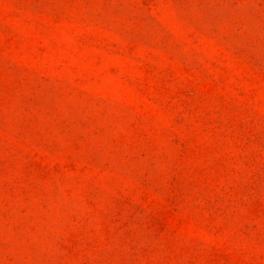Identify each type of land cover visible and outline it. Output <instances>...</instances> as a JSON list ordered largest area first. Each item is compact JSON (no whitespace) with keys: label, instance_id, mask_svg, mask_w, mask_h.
<instances>
[{"label":"rangeland","instance_id":"rangeland-1","mask_svg":"<svg viewBox=\"0 0 264 264\" xmlns=\"http://www.w3.org/2000/svg\"><path fill=\"white\" fill-rule=\"evenodd\" d=\"M0 264H264V0H0Z\"/></svg>","mask_w":264,"mask_h":264}]
</instances>
